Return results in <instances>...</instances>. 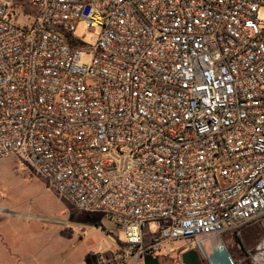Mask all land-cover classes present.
<instances>
[{"label": "built area", "instance_id": "built-area-1", "mask_svg": "<svg viewBox=\"0 0 264 264\" xmlns=\"http://www.w3.org/2000/svg\"><path fill=\"white\" fill-rule=\"evenodd\" d=\"M12 156L123 233L119 259L183 240L209 264L207 240L264 228V0H0ZM239 264H264V235Z\"/></svg>", "mask_w": 264, "mask_h": 264}, {"label": "rangeland", "instance_id": "rangeland-1", "mask_svg": "<svg viewBox=\"0 0 264 264\" xmlns=\"http://www.w3.org/2000/svg\"><path fill=\"white\" fill-rule=\"evenodd\" d=\"M24 15L19 19L22 25L36 20L33 12ZM75 34L86 46L94 47L100 30L90 31L84 23H79ZM86 50L84 47L83 51ZM83 56L84 61L90 57L89 54ZM218 182L225 185L220 178ZM101 217L100 214L78 213L64 197L48 190L43 179L19 157L0 160V239L3 240L2 221L18 219L12 224L8 240L15 241L19 264H130L128 259L110 257L105 251L110 241L101 232L104 226ZM159 227L158 223L145 227L147 241L159 232ZM263 235L264 228L254 225L245 229L239 240L229 234L221 239H209L205 249L212 252L223 245L235 264H239L245 250L255 248ZM112 237L118 244L124 241L121 232L113 233ZM187 249L186 242L176 240L165 245L156 256L160 264H180V254ZM3 252L0 248V255H5Z\"/></svg>", "mask_w": 264, "mask_h": 264}, {"label": "crops", "instance_id": "crops-1", "mask_svg": "<svg viewBox=\"0 0 264 264\" xmlns=\"http://www.w3.org/2000/svg\"><path fill=\"white\" fill-rule=\"evenodd\" d=\"M101 218H102V222L104 225L103 228L101 229V232L104 233L105 236L110 241V244H108L104 249L110 257L114 256L116 258H119L118 257L119 256L118 254L119 244L112 237L113 233L119 234V232L117 231V229L112 223L108 222L103 216ZM17 220L18 219L11 218L8 221H5V222L2 221V223L4 224L1 229V232L3 233V240L0 239V248L1 250H4L3 254L5 255H0V264H19L21 261L18 256L19 251L15 249V241L11 242L10 240H8V235L12 231V227H13L12 224L14 221H17ZM90 228L91 229L95 228L96 230H99V228L96 226H90ZM130 264H141V262L134 261V262H131Z\"/></svg>", "mask_w": 264, "mask_h": 264}, {"label": "water", "instance_id": "water-1", "mask_svg": "<svg viewBox=\"0 0 264 264\" xmlns=\"http://www.w3.org/2000/svg\"><path fill=\"white\" fill-rule=\"evenodd\" d=\"M209 264H235L227 249L223 245L217 246L212 252L205 251ZM181 264H202L195 250H185L180 254ZM142 264H160L157 256L146 255L141 260Z\"/></svg>", "mask_w": 264, "mask_h": 264}, {"label": "trees", "instance_id": "trees-1", "mask_svg": "<svg viewBox=\"0 0 264 264\" xmlns=\"http://www.w3.org/2000/svg\"><path fill=\"white\" fill-rule=\"evenodd\" d=\"M248 229V228H247ZM242 234V233H241ZM236 240H239L237 236H233ZM239 244V243H238Z\"/></svg>", "mask_w": 264, "mask_h": 264}, {"label": "flooded vegetation", "instance_id": "flooded-vegetation-1", "mask_svg": "<svg viewBox=\"0 0 264 264\" xmlns=\"http://www.w3.org/2000/svg\"><path fill=\"white\" fill-rule=\"evenodd\" d=\"M202 264H205L204 262H202Z\"/></svg>", "mask_w": 264, "mask_h": 264}]
</instances>
